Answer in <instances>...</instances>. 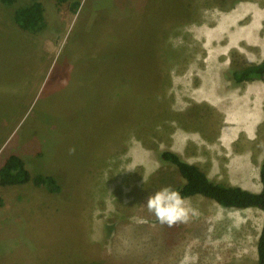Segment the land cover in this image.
<instances>
[{
    "label": "rangeland",
    "instance_id": "obj_1",
    "mask_svg": "<svg viewBox=\"0 0 264 264\" xmlns=\"http://www.w3.org/2000/svg\"><path fill=\"white\" fill-rule=\"evenodd\" d=\"M27 2L0 3V167L16 156L31 175L0 185V264H257L258 208L194 196L195 215L169 227L145 203L183 183L162 151L215 183L261 190L264 124L254 141L238 132L230 104L244 85L230 76L264 61L232 26L264 18V0H40L37 35L14 22ZM110 52L120 69H107ZM201 92L218 110L194 99Z\"/></svg>",
    "mask_w": 264,
    "mask_h": 264
},
{
    "label": "trees",
    "instance_id": "obj_2",
    "mask_svg": "<svg viewBox=\"0 0 264 264\" xmlns=\"http://www.w3.org/2000/svg\"><path fill=\"white\" fill-rule=\"evenodd\" d=\"M57 5L65 3L67 0H54ZM1 4L11 6L15 0H0ZM73 10L77 8V4L72 6ZM14 22L19 31H27L33 35L40 33L46 26L45 23V8L40 0H28L26 5L19 6L14 11ZM142 56H147L148 51L145 50ZM104 59L108 58L107 69L115 66L120 69L119 64H123L122 56L118 53L110 52ZM117 58V59H114ZM106 61L104 64L105 65ZM125 63V61H124ZM230 79L234 84L239 85L245 82L256 80H264V61L258 64L244 66L237 70L231 71ZM162 163H167L173 166L183 183L176 187L181 195L186 199L194 196H201L212 200L218 205L227 209H248L258 208L264 213V158L259 167V179L261 190L259 192H251L238 186H226L211 181L204 172L197 166L189 164L181 159L179 155L171 151H162L158 155ZM31 179L29 171L25 168L22 161L16 156H10L0 167V185L14 186L24 185ZM36 186H44L51 192L59 190L55 179L50 176L36 175L33 178ZM3 204V199L0 197V206ZM257 264H264V220L259 234L257 245Z\"/></svg>",
    "mask_w": 264,
    "mask_h": 264
},
{
    "label": "crops",
    "instance_id": "obj_3",
    "mask_svg": "<svg viewBox=\"0 0 264 264\" xmlns=\"http://www.w3.org/2000/svg\"><path fill=\"white\" fill-rule=\"evenodd\" d=\"M254 11H255V9L253 8V12ZM246 35H247V37H249V34L248 33L245 34V40L249 39V38H246ZM253 37L256 40V37L254 35H253ZM253 44L255 46L260 45L257 42L256 43H253ZM210 78H215V84H218V86L219 85H221V86H224L225 85L221 81L219 83V80L217 79V77H210ZM210 81H206V82H210ZM239 85H241V84H239ZM242 85H244V86H240L237 89L239 92L237 94H233V96L237 95L239 99H242L241 100V103L238 102V100H235L230 105L232 107H234L233 108V111L236 112V116H235L234 119H236V120L238 119L239 122L241 123L240 124L241 125V128H240V130L238 132L242 131V133H244V135L247 136V139H248L247 141H254L255 140V138H254L255 136H251L250 135L251 132H252V130L254 128L257 130L258 127L260 128L264 124V80L263 81L256 80V81H252V82H245V83H242ZM202 91H203V89H202ZM231 95L232 94H226L225 93L223 96L222 95L215 96L214 99L221 100V99H224V98H228ZM198 98L201 99V102H203L205 104H208L209 106L213 107L212 106V100H209V98H207V97H203L202 96V92L201 93H198V94H196L194 96V99L196 101H197ZM246 105H249V107H251V108H254L255 105L259 106L260 116L257 119H255V121H252V119H250L251 117L250 118L247 117L246 119H242V117L244 116V113H242L241 110ZM213 108H216V107H213ZM228 114L230 116V113L229 112H228ZM239 122H235V123L236 124H239ZM242 123H244V124H242ZM243 125H244V127H243ZM238 129H239V126H237L233 130H236L237 131ZM242 188L243 189H246V190H249L247 187H242Z\"/></svg>",
    "mask_w": 264,
    "mask_h": 264
},
{
    "label": "clouds",
    "instance_id": "obj_4",
    "mask_svg": "<svg viewBox=\"0 0 264 264\" xmlns=\"http://www.w3.org/2000/svg\"><path fill=\"white\" fill-rule=\"evenodd\" d=\"M145 205L161 224H167L169 227L176 223H187L191 216L195 215V211L186 204V199L180 191L171 185L148 194Z\"/></svg>",
    "mask_w": 264,
    "mask_h": 264
},
{
    "label": "bare ground",
    "instance_id": "obj_5",
    "mask_svg": "<svg viewBox=\"0 0 264 264\" xmlns=\"http://www.w3.org/2000/svg\"><path fill=\"white\" fill-rule=\"evenodd\" d=\"M240 21H242V19L240 20L238 18H234L233 21H232V26L235 27L234 30L240 29V27H241L240 25H242L244 27V29L242 31L244 35L242 36L241 39L245 40V34L248 33L249 34V37H248L249 40L251 42H253V43L257 42L258 44H260V45H258V47L261 49L260 52L264 51V38L262 40L259 38L260 32H261V30L263 28V26H261V24L264 21V18H262L257 12H254L251 23L239 24ZM209 35H213V34L210 33ZM253 35L256 37V40L253 37ZM237 36H238V34L231 35V37L229 38V41H231V42L234 41L236 43L237 42L236 40H238V39L240 40V38H237ZM256 107L255 108H250L249 106L247 107V105L245 107H243L242 110H241V112L244 113V116L242 117V119H246L247 117L248 118L251 117L250 119H252V121H255V119H257L260 116V109L258 107L257 108Z\"/></svg>",
    "mask_w": 264,
    "mask_h": 264
}]
</instances>
